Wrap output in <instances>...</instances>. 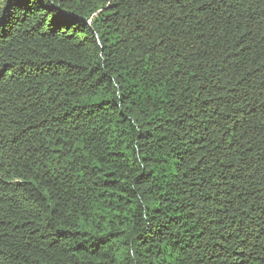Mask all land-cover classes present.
<instances>
[{"label": "trees", "instance_id": "trees-1", "mask_svg": "<svg viewBox=\"0 0 264 264\" xmlns=\"http://www.w3.org/2000/svg\"><path fill=\"white\" fill-rule=\"evenodd\" d=\"M0 264H264V0H0Z\"/></svg>", "mask_w": 264, "mask_h": 264}]
</instances>
